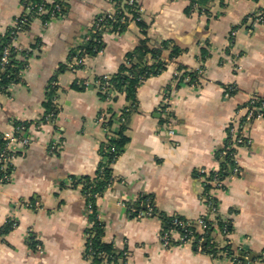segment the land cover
<instances>
[{"label":"crops","instance_id":"obj_1","mask_svg":"<svg viewBox=\"0 0 264 264\" xmlns=\"http://www.w3.org/2000/svg\"><path fill=\"white\" fill-rule=\"evenodd\" d=\"M135 1L144 28L113 30L98 51L86 49L96 18L114 9L110 0H65L61 16H36L18 34L28 56L18 81L0 92V136L19 155L0 184V229L9 226L0 264H264V116L245 121L242 110L250 99L264 103V0ZM24 12L25 0H0V43ZM140 50L148 58L161 51L165 70L144 79L132 100L124 91L103 98L99 79ZM187 71L197 78L181 81ZM234 120L247 143L230 141ZM122 130L128 141L112 183L91 211L85 181L99 176L102 148ZM202 169L220 173L222 185L206 182ZM95 215L111 257L85 256ZM169 217L199 231L219 219L226 228L213 237L234 254L199 251L175 232L165 246Z\"/></svg>","mask_w":264,"mask_h":264},{"label":"trees","instance_id":"obj_2","mask_svg":"<svg viewBox=\"0 0 264 264\" xmlns=\"http://www.w3.org/2000/svg\"><path fill=\"white\" fill-rule=\"evenodd\" d=\"M36 2H46L47 7L52 8L50 2L45 0H35ZM114 4L115 8V15L116 20L110 22L108 25H113V30L118 32L125 31L132 20H135L136 24L140 28H144L143 20L141 12L137 11L134 6L128 4V0H110ZM48 15H44V21L48 20ZM126 17L127 23L121 22V18ZM27 25L25 28H27ZM24 28V29H25ZM14 29L10 30L9 33L2 39L0 43V57L2 51L5 47L10 46V60L7 64L2 65L0 59V92H4L7 87L14 82H17L20 77V72L24 67V60L22 57H27L28 53L25 51H19L16 46L12 44V33ZM102 37L94 35L92 39L88 42V47L86 49L87 52H94L98 51L101 46ZM177 52L172 54V57H176ZM151 58V59H150ZM148 58V54L145 51H138L136 54L130 56V61L128 65L124 66L116 75L109 76L108 79L102 77L99 79L101 82V94L103 98L108 97L107 90H115L116 92H125L127 94V98L132 100L134 98L135 92L137 87L140 83L152 75H158L166 68V61L161 58V51L159 52H152L151 57ZM182 77L188 76L192 81L197 78L196 72L187 71L185 74H182ZM106 91H102L103 89ZM262 103L257 101V104ZM48 112H53L54 107L52 103H48L46 105ZM264 112V109H263ZM128 141L127 136L125 135L124 131H121L120 138L117 141H112L106 143L102 148V155L104 157V161L100 164L99 167V176L94 180H87L85 181V186L83 190L85 194H91L93 196L88 197L89 202L94 203L95 194H101L104 189L108 186L110 181L112 180V164L115 162L116 158L121 154L123 146ZM6 140L3 136H0V152L5 147ZM10 169V173H11ZM213 174H209L205 177L206 182L211 183V178ZM95 208V207H94ZM95 214V211H94ZM95 215L94 217H96ZM175 217H169L165 219L166 230H171L179 234L188 233L191 237L194 238V245L197 248L198 244L200 243L204 251L213 253L214 255L218 256H232L233 249L230 245L221 246L213 237V231L216 226L221 227L223 230L226 228L225 225L217 218L215 219H205L206 227L204 231H199L197 224L193 223L192 221H188L184 218L177 217L180 219L183 224L182 225H173L168 223L169 220ZM9 226L5 229H0V234L6 232ZM90 237L89 240L92 243L93 250L96 253L105 252L108 254V257H111L112 250L105 247L101 240H100V222L96 221L95 225L90 230ZM203 239V240H202ZM100 258V257H96Z\"/></svg>","mask_w":264,"mask_h":264},{"label":"built area","instance_id":"obj_3","mask_svg":"<svg viewBox=\"0 0 264 264\" xmlns=\"http://www.w3.org/2000/svg\"><path fill=\"white\" fill-rule=\"evenodd\" d=\"M52 5V8L47 7V3L46 2H36L35 0H25V12L22 15V17L18 20L14 31L12 33V44L14 46L17 47V40H18V34L20 32H22L24 30V28L30 24V22L36 17V16H44V15H48V20L46 22H49L53 19H56L57 17L61 16L63 14L64 11V4H65V0H51L50 2ZM128 4L131 6H134V8L140 11L139 6L137 5L135 0H128ZM197 8H200L196 2ZM201 9V8H200ZM202 10V9H201ZM115 8L108 12L105 13L103 15H100L96 18L95 22H94V26H93V35H97V36H101L103 37L105 34L113 31V25H108L110 22H113L116 20V15H115ZM134 19L130 22L129 26L135 22ZM264 17L262 14H259L257 16V21H263ZM121 22L127 23V19L126 17H122L121 18ZM10 46H7L4 48V50L2 51L1 54V62L2 65H5L9 62L10 60ZM82 59L77 60V63L81 64ZM109 76H106V78L108 79ZM186 81H190V78L187 77L185 78ZM98 84L101 85V82L98 81ZM103 89V88H102ZM233 90V87H227L226 88V95L229 96L230 92ZM102 91H106V89H103ZM108 91V96L109 98L112 97L115 93V90H107ZM257 101L255 99H250L248 100V102L246 103V105L242 108V110L245 111L244 113V119L245 121H249L255 117H261L264 116V112H263V107H264V103H262V107L256 105ZM162 112L165 115L170 114V107L168 106V99H165V102L163 104L162 107ZM241 124H237V122L234 120V122L232 123L230 130H229V137H230V141L232 143H236V144H245L247 143V141L244 139L242 132H241ZM167 134L168 137L173 140L176 138V130L174 128V126L168 122L167 125ZM5 140H6V144L5 147L3 148V150L0 152V184L7 181L9 179L10 176V169L12 170L14 167V162L15 160L18 158V151L17 149H13L12 147V142L13 139L11 137H9V135H5ZM22 145H27L28 141L27 139H24L23 142L21 143ZM200 174L202 175V177H206L207 175H209L207 173V171L205 169L200 170ZM222 175L220 173H214L212 175L211 178V182L215 183L217 186H221L222 185V179H221ZM112 183V180L110 181L109 184ZM87 197H91L93 195L91 194H86ZM99 196V194H95L94 198H97ZM89 208L91 211H93L94 208V204L92 202H89ZM131 211L133 213H135L138 217H142L146 214V212L143 211H139L138 209H131ZM152 213V209H149L147 214H151ZM98 220V216L95 217V219L92 222V225L94 226L96 221ZM168 223L173 224V225H182L183 222L178 219L177 217L171 219L168 221ZM203 227H205L203 225ZM174 231L171 230H165L163 235H162V241L164 243L165 246H168L171 244L172 242V234ZM176 233V232H175ZM179 234V233H177ZM90 237V233L88 236V240H87V244H86V253L85 256L87 258H96V257H100V258H108V254L105 252H100V253H96L95 250H93L92 248V243L89 240ZM179 239L181 242L183 243H192L194 241V238L191 237L187 232L184 234H179ZM203 240V239H202ZM197 249L199 251H203L204 248L203 246L199 243L197 246Z\"/></svg>","mask_w":264,"mask_h":264},{"label":"water","instance_id":"obj_4","mask_svg":"<svg viewBox=\"0 0 264 264\" xmlns=\"http://www.w3.org/2000/svg\"><path fill=\"white\" fill-rule=\"evenodd\" d=\"M244 256H245V255H244V253H243V252H240V253H239V258H240V259H243V260H245Z\"/></svg>","mask_w":264,"mask_h":264}]
</instances>
